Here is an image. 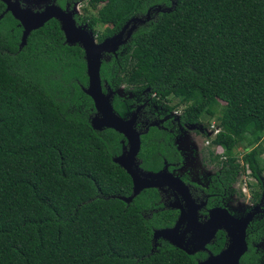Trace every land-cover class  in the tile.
Instances as JSON below:
<instances>
[{
  "label": "trees",
  "instance_id": "trees-1",
  "mask_svg": "<svg viewBox=\"0 0 264 264\" xmlns=\"http://www.w3.org/2000/svg\"><path fill=\"white\" fill-rule=\"evenodd\" d=\"M80 0H53L61 9ZM95 14H74L88 29L105 25L96 41L117 33L126 20L136 24L114 54H103L101 89L144 80L155 103L175 98L180 124L202 114L218 128L208 160L219 167L208 188L228 192L247 167L259 183L264 160V0H89ZM159 5L161 10H156ZM4 9L0 1V14ZM163 10V11H162ZM21 27L0 17V264H196L203 251L187 254L152 232L171 227L176 210L163 208L155 188L128 202L131 180L113 158L124 137L111 128L93 129L83 51L68 45L51 18L31 30L18 48ZM113 111L132 112V100L112 94ZM168 110L176 108L166 105ZM249 127V129H247ZM138 167L156 172L163 162H181L169 135L147 127L139 136ZM250 149L240 166L233 148ZM255 144V146H252ZM170 170L171 167L169 166ZM253 193V200L258 199ZM210 204V202L208 203ZM246 233L247 229H246ZM264 238V219L247 235L242 264H259L251 245ZM224 243L219 232L206 245L213 254Z\"/></svg>",
  "mask_w": 264,
  "mask_h": 264
},
{
  "label": "water",
  "instance_id": "water-1",
  "mask_svg": "<svg viewBox=\"0 0 264 264\" xmlns=\"http://www.w3.org/2000/svg\"><path fill=\"white\" fill-rule=\"evenodd\" d=\"M4 9L0 14L8 12L21 27V36L18 44L20 48L25 44L26 37L31 30L41 27L46 21L53 18L61 29L64 42L68 45L78 44L83 51L85 62V74L87 84L82 88L83 92L90 97L94 107V114L90 118L93 129L111 128L124 137L121 152L113 158V161L122 167L131 180V194L128 197H120L128 202L140 190L147 188L161 189L163 187L174 190L183 200L187 212L178 207L179 214L171 227L155 229L152 232L153 247L157 239H163L170 245L193 254L205 251L218 228L223 229L226 234V243L217 253L207 252L206 256L197 260L196 264H242L239 259L247 248L245 241V229L252 216L248 214L245 218L234 217L224 207L211 208L209 218L203 223L197 221V205L190 197L187 186L171 172L165 170V166L156 172L143 171L138 167L136 155L140 146V131L133 127L135 114L127 118H121L112 109L110 98L112 90L106 87L101 89L99 78V67L103 54L115 53L119 46L123 45L129 37L136 24H141L150 18L148 9L143 17H131L126 20L120 30L97 42L86 24L77 25L74 13L65 7L61 9L53 3L45 5L42 9L33 10L30 2L21 0H0ZM161 10L160 6L155 7ZM163 11V10H162ZM186 224V225H184Z\"/></svg>",
  "mask_w": 264,
  "mask_h": 264
},
{
  "label": "rangeland",
  "instance_id": "rangeland-1",
  "mask_svg": "<svg viewBox=\"0 0 264 264\" xmlns=\"http://www.w3.org/2000/svg\"><path fill=\"white\" fill-rule=\"evenodd\" d=\"M21 1L35 3L32 4V8L37 9H42L45 5L52 3V0ZM99 5L100 4L98 3L96 4V7H94L90 4L89 0H80L72 5L71 10L76 15L88 17L95 14V10ZM104 27L105 25L96 23L92 27L93 29H89L92 32L95 41V33H100ZM135 78V83L129 86H117L114 88V90H112V93L124 100H132L134 104L145 101L149 105H154L156 107V110H154L158 115L161 117H169V119L175 122V119L179 115L180 109L184 104L176 103L177 100L175 98H169L167 101L160 104L153 102L150 97H147L146 95L147 88L137 89V87L144 83L141 75H137ZM165 104H176V108L173 110H166ZM150 109L153 110V108ZM134 110L137 111V108H134ZM136 111H133V114H135L134 121H137L139 117L141 121L140 123H142L143 126L152 122L156 123L155 121L150 122L149 118H144V116H147V114L143 115L142 113L138 115ZM217 129L216 120L206 114H202L199 118V121L195 124H184L177 126L175 136H180L177 146L183 153L182 161L184 163L182 162V164L173 172L182 173V175L189 181L195 182L201 187L209 186L211 177L219 167L215 164V162L208 160L206 151L209 149L215 154L222 153L219 147L210 145V143L208 144L210 138L215 134ZM247 129H249V127ZM206 140L208 141L207 143L205 142ZM260 141L261 142L257 147L261 151L259 160L262 162L264 160V133L262 134ZM193 143H196V145L194 146ZM252 146H255V144ZM249 149L250 147L244 148L243 143L238 144L233 148L234 154L240 166L245 165L241 158L243 154ZM180 168L182 169L180 170ZM258 182L259 183L257 184L256 179L251 176L247 167L240 170L232 188L227 192L228 198L225 201L226 207L224 208L227 209V211L234 217L245 218L248 214L252 213V216L247 223L248 234L252 233L256 226H260L262 219H264V171L259 174ZM164 192V190L160 189V196H162ZM254 192L258 193L259 195L256 201L253 200ZM251 245L253 246L255 252L260 255L259 264H264V238L253 241Z\"/></svg>",
  "mask_w": 264,
  "mask_h": 264
},
{
  "label": "flooded vegetation",
  "instance_id": "flooded-vegetation-1",
  "mask_svg": "<svg viewBox=\"0 0 264 264\" xmlns=\"http://www.w3.org/2000/svg\"><path fill=\"white\" fill-rule=\"evenodd\" d=\"M69 9H71V8H69ZM33 10H37V8H33ZM149 101H150V99H149ZM130 107H132V112L130 113V115L133 113V111H136V110H134V108H137L136 112L138 115H140L142 113H143V115L147 114V116H144V118H149L150 122H152V121L156 122V123H153V122L148 123L147 125L143 126L142 123H140L141 121L138 117L137 121L136 120L134 121L133 127L137 131H140V132L145 130L147 127L148 128L149 127H156L158 129L165 131L169 135L170 139L172 140V145L175 144L174 145L175 149L178 151V154L181 156V159L183 160V158H182L183 153L181 152V150L177 146V143H178L180 136L179 135L175 136L177 126L184 125V123L180 124L179 119H178L179 115L176 117L175 122H173L171 119H169V117H161L160 115H158L155 112L156 107L154 105H149L145 101L141 102V103H136V104H134V102H132L130 104ZM150 108H153V110ZM165 108H166V110H168L166 106H165ZM193 144H194V146L196 145V143H193ZM182 160L179 164H178V162L166 163V161H164L162 167L165 166V170L167 172H171L173 175H176L187 186L190 197L193 199L194 203L197 205V209H196L197 221L200 223H203L205 220H208L209 210L211 208L226 207L225 201L228 198L227 192L226 191H223L221 193L213 192L208 188V186L201 187L197 183L189 181L180 172L174 173L173 171H175V169H177L182 164V162H183ZM169 166L171 167L170 170L168 169ZM162 167H161V169H162ZM181 169L182 168H180V170ZM211 181L212 180H210V183H211ZM161 189L165 191L162 196H160V194H159L160 202H161L163 208L176 210L177 211L176 212V218L179 214L178 207H182L184 209V211L187 212V208H186L183 200L174 190L166 188V187H163ZM156 190L159 193L160 189H156ZM209 202H210V204H208ZM184 225H186V224H184ZM246 229H247V227H246ZM246 229H245V241H246L247 235H248L246 233ZM219 232L223 233V237H224L223 247H224V245L226 243V234H225V231L223 229H220V228H218L216 230L213 237L210 239L209 243L213 242V240L215 239L216 235ZM203 252L205 253V256H206L207 252L212 253L210 250L207 249L206 246H205V251H203Z\"/></svg>",
  "mask_w": 264,
  "mask_h": 264
},
{
  "label": "built area",
  "instance_id": "built-area-1",
  "mask_svg": "<svg viewBox=\"0 0 264 264\" xmlns=\"http://www.w3.org/2000/svg\"><path fill=\"white\" fill-rule=\"evenodd\" d=\"M217 131V130H216ZM206 143L208 142L207 140L205 141Z\"/></svg>",
  "mask_w": 264,
  "mask_h": 264
}]
</instances>
